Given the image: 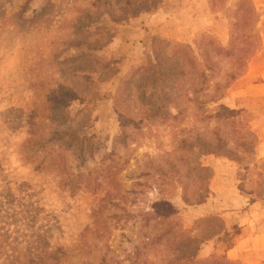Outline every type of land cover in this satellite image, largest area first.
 Returning a JSON list of instances; mask_svg holds the SVG:
<instances>
[{
  "label": "rangeland",
  "instance_id": "rangeland-1",
  "mask_svg": "<svg viewBox=\"0 0 264 264\" xmlns=\"http://www.w3.org/2000/svg\"><path fill=\"white\" fill-rule=\"evenodd\" d=\"M262 72L264 0H0V264H253Z\"/></svg>",
  "mask_w": 264,
  "mask_h": 264
},
{
  "label": "crops",
  "instance_id": "crops-1",
  "mask_svg": "<svg viewBox=\"0 0 264 264\" xmlns=\"http://www.w3.org/2000/svg\"><path fill=\"white\" fill-rule=\"evenodd\" d=\"M253 76L249 85L251 89H257L259 86L264 87V72L253 74ZM233 97L229 98V102ZM255 129L260 138L259 150L261 155H264V122L257 119ZM232 213H237L236 216L239 217V220L235 218L232 220ZM225 216L226 219L230 217V220L227 219L229 228L231 224H235L240 230L236 243L226 252L227 257L240 259L247 255L250 263L261 264V261H264V202L247 201L239 211L231 210Z\"/></svg>",
  "mask_w": 264,
  "mask_h": 264
},
{
  "label": "trees",
  "instance_id": "trees-1",
  "mask_svg": "<svg viewBox=\"0 0 264 264\" xmlns=\"http://www.w3.org/2000/svg\"><path fill=\"white\" fill-rule=\"evenodd\" d=\"M188 261H190L192 263H199V262H201L198 258L196 259L195 256L194 257L192 256L191 258H189Z\"/></svg>",
  "mask_w": 264,
  "mask_h": 264
}]
</instances>
